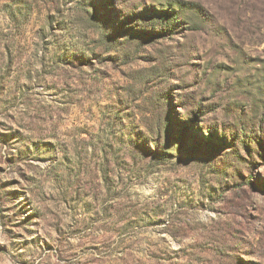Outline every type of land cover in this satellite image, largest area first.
Here are the masks:
<instances>
[{
    "label": "rangeland",
    "instance_id": "1",
    "mask_svg": "<svg viewBox=\"0 0 264 264\" xmlns=\"http://www.w3.org/2000/svg\"><path fill=\"white\" fill-rule=\"evenodd\" d=\"M0 264H264V0H0Z\"/></svg>",
    "mask_w": 264,
    "mask_h": 264
}]
</instances>
